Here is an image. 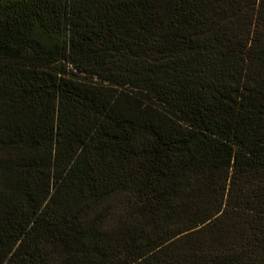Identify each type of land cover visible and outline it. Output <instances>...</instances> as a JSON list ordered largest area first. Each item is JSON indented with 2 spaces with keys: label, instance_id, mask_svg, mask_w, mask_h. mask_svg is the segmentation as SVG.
<instances>
[{
  "label": "trees",
  "instance_id": "16d2710c",
  "mask_svg": "<svg viewBox=\"0 0 264 264\" xmlns=\"http://www.w3.org/2000/svg\"><path fill=\"white\" fill-rule=\"evenodd\" d=\"M0 264H264V0H0Z\"/></svg>",
  "mask_w": 264,
  "mask_h": 264
}]
</instances>
